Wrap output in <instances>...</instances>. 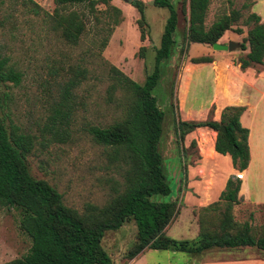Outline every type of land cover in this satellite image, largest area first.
<instances>
[{"label": "rangeland", "instance_id": "obj_1", "mask_svg": "<svg viewBox=\"0 0 264 264\" xmlns=\"http://www.w3.org/2000/svg\"><path fill=\"white\" fill-rule=\"evenodd\" d=\"M20 1L2 0L0 4V57L6 59V66L20 73L16 85L0 82V120L6 126L16 125L32 137V149L26 155L28 171L32 177L53 186L65 205L76 210L85 202L101 205L113 193L119 176L114 163L106 156V148L92 140L88 127L104 126L119 117V105L114 97L107 98L106 94L110 82L108 64L131 80L142 83L144 75L152 70L151 46L158 43L167 9L154 6L152 0H141L146 25L144 39L140 41L136 25L138 14L134 7L126 0H110L109 4L120 9L122 20L98 52L90 31L72 45L51 28L47 14L54 8L52 0H33L40 7L37 14L29 9V3ZM180 1L173 0L177 13L176 43L171 57L164 63L153 94L164 112L159 151L166 167L171 200H175L177 208L164 231L170 238L191 240L197 234L199 209L212 199V188L227 175L229 164L211 150L215 132L196 128L181 140L173 133L174 124L178 119L218 120L213 117L214 106L201 110L212 92V72L219 76V90L229 80L235 83V76L229 77L235 73L223 66L228 60L236 65L238 58L244 57L247 49L240 50L236 44L251 27V23H245L247 15L260 6H263L260 11L264 12V0H261L263 4L257 2L252 11L250 7L255 0H209L205 27L232 9L240 13L232 29L226 30L216 41L220 44L233 42L231 50H213L210 45L201 43L185 44L182 36L187 26V1L184 13L180 11ZM96 8L102 10L104 7L98 4ZM234 28H240L241 32L235 33ZM139 46H144V59L137 55ZM198 56H208L212 60L202 66L198 63V68H186L189 59ZM75 68H85V78L79 85L69 88L71 96L65 101L67 104L60 106L61 93ZM258 82L263 84L264 81ZM258 89L260 87L256 89L259 92ZM219 90L218 103L221 102ZM247 90L257 94L254 89ZM113 95L118 99L119 91H114ZM56 106L65 112L62 123L52 118ZM189 166L194 167L190 177L187 174ZM245 179L246 191L258 192L260 185L259 195H264V166L260 169L258 162L252 161ZM232 213L239 221L259 225L264 221V204L240 202ZM18 218L16 209L0 208V263L19 257L29 246L28 237L18 227ZM134 232L132 221L104 232L101 244L111 264H224L222 261L237 257L264 262V252L253 247L212 248L198 254L145 249L139 256L125 260L123 255L133 241Z\"/></svg>", "mask_w": 264, "mask_h": 264}, {"label": "trees", "instance_id": "obj_2", "mask_svg": "<svg viewBox=\"0 0 264 264\" xmlns=\"http://www.w3.org/2000/svg\"><path fill=\"white\" fill-rule=\"evenodd\" d=\"M52 1L54 8L47 14L51 28L68 44H77L90 31L94 35L92 43L100 52L122 20L120 9L109 4L110 0ZM186 1L187 26L182 36L185 44L211 46L240 17L239 11L232 9L205 27L209 0H181V13L185 12ZM20 2L29 3V9L35 14L40 8L33 0ZM98 4L104 8L98 10ZM130 4L138 14L136 25L142 41L145 7L141 0H131ZM152 4L167 9L158 43L151 46L152 70L144 75L142 83H137L107 63L110 82L106 94L107 98L114 97L119 105V117L104 126L88 127L92 140L106 148V156L114 163L119 176L113 193L103 204L85 202L80 210L65 205L53 186L32 177L28 171L26 155L32 149V137L16 125L6 126L0 120V208L12 207L18 211V227L29 239L25 253L0 264H111L101 239L105 231L116 230L127 221L134 223L135 232L123 255L125 260L133 259L145 249L198 254L212 248L253 247L264 252V221L254 225L233 216L232 207L240 200L237 196L240 180L236 175L226 178L216 200L199 209L195 238L176 240L165 234V227L177 208L175 200H171L166 167L159 151L164 112L157 104L153 89L176 43L177 13L173 0H152ZM245 23H251V27L236 44L240 50L247 49L244 57L237 60L241 70L261 65L264 56V22L251 12ZM233 31L241 32L240 28ZM143 50L144 46H139L137 55L144 59ZM211 60L208 56H198L191 57L189 62ZM85 73V68H75L61 93L60 106L67 104L65 101L71 96L69 88L79 85ZM19 79L20 73L6 66V59L0 57V82L16 85ZM114 91H119L118 99ZM243 110L244 106L227 105L220 110L218 120L178 119L173 133L182 140L196 128L214 131L213 150L227 154L232 168L240 172L249 159L248 130L239 122ZM52 111L53 120L62 123L65 112L57 106Z\"/></svg>", "mask_w": 264, "mask_h": 264}, {"label": "crops", "instance_id": "obj_3", "mask_svg": "<svg viewBox=\"0 0 264 264\" xmlns=\"http://www.w3.org/2000/svg\"><path fill=\"white\" fill-rule=\"evenodd\" d=\"M257 2L263 4L261 0H255L250 7V10H253V7L257 5ZM259 9H255L253 13L259 16L260 21L264 22V12L260 11ZM198 64V63H196ZM204 63L201 64V66ZM223 66L226 70L235 73V75H229V77L235 76V83H231L232 80H229V83H224L219 90L217 87V83L219 82V76H216L214 72L211 75V84H212V92L208 99V101L202 104L201 110L205 109L206 106L212 107L213 109V117L215 119L219 118L220 110L227 105H234V106H244L243 112L239 116V122L241 126L247 128V146H248V153L249 159L247 166L244 170L238 172L232 168L230 158L227 154L221 155L213 150V142L211 150H213L214 155L223 158L229 164V170L227 175L222 176V180L217 185L213 186L211 195L212 199L208 202H212L213 200L217 199L219 192L222 190L225 180L229 175H236L239 180V189L237 192V196L239 197V202L234 204V206L238 205L240 202H253L255 204H264V195L260 196L259 193L262 191L260 185L258 186V192L253 193L247 189V182H246V173L249 171L250 167L252 166V161L258 162L260 169H263L264 166V56H263V63L261 65H252V67H247L243 71H241L238 67V64H234L233 61L228 60L225 62ZM193 68V67H200V65H195L193 63H188L186 68ZM261 70L262 73L259 72ZM257 70V71H256ZM237 75V76H236ZM258 81H261L263 84H259ZM230 84V85H228ZM248 86V88L246 87ZM256 86V88H255ZM257 87H260L259 92L256 90ZM263 88V89H262ZM247 89H254L257 94H250ZM217 90H219L220 100L221 102H217L218 94ZM218 96V97H217ZM220 109V110H219ZM195 111V110H194ZM197 111V110H196ZM190 113L192 111H189ZM211 132H214L210 130ZM214 141V140H213ZM194 167L189 166L187 170L188 177L193 174ZM258 176V175H257ZM214 197V198H213ZM207 203V204H208ZM206 204V205H207ZM205 206V205H204ZM203 207V206H202ZM240 249V248H236ZM143 252V251H142ZM141 252V253H142ZM139 253L137 256H139ZM224 264H264L263 261H249L244 258H233L228 261H222Z\"/></svg>", "mask_w": 264, "mask_h": 264}, {"label": "water", "instance_id": "obj_4", "mask_svg": "<svg viewBox=\"0 0 264 264\" xmlns=\"http://www.w3.org/2000/svg\"><path fill=\"white\" fill-rule=\"evenodd\" d=\"M126 2L130 3L131 0H126ZM233 46H234L233 42H228L227 44H220L218 42H214L211 44V48L213 50H231ZM220 130H223L222 126H220Z\"/></svg>", "mask_w": 264, "mask_h": 264}]
</instances>
